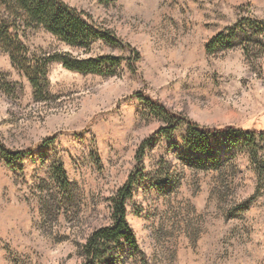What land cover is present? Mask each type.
I'll return each mask as SVG.
<instances>
[{"label": "rangeland", "instance_id": "1", "mask_svg": "<svg viewBox=\"0 0 264 264\" xmlns=\"http://www.w3.org/2000/svg\"><path fill=\"white\" fill-rule=\"evenodd\" d=\"M62 1L120 44L97 41L85 53L36 29L24 38L31 52L123 61L111 76L53 62L36 101L0 51V264H80L146 140L126 205L137 249L120 241L104 264H264V136L220 134L199 152L185 124L159 132L168 120L141 97L203 127L264 132V0ZM227 28L233 43L207 52ZM3 150L28 153L8 162ZM59 165L65 195L51 174Z\"/></svg>", "mask_w": 264, "mask_h": 264}, {"label": "trees", "instance_id": "2", "mask_svg": "<svg viewBox=\"0 0 264 264\" xmlns=\"http://www.w3.org/2000/svg\"><path fill=\"white\" fill-rule=\"evenodd\" d=\"M43 29L64 44L74 49L91 51V46L101 41L111 46H118L119 39L111 30L100 27L92 17L62 0H0V51L7 54L10 64L19 70L27 79L36 101H44L47 95L48 68L58 62L67 70L82 74L111 76L123 61L122 57L112 55L77 57L69 52L36 53L31 52L24 42L29 30ZM235 37V28H227L219 32L207 45V52H214L219 46L229 47ZM128 67L133 71L138 53L134 49L129 52ZM133 60V61H132ZM158 114L168 120L167 126L158 131L168 135L179 124H185L188 130V143L196 151L210 153L208 139L220 134H242L248 138L261 139L264 132L235 128L232 126L203 127L186 116L170 112L157 100L141 95ZM53 137L47 138V142ZM143 142L135 155L134 169L126 181L110 198V222L93 230L81 246L82 261L80 264H104L111 258L112 245L123 241L137 249L135 234L127 222V201L132 197L135 184L141 177V162L144 157ZM25 151L3 150L2 155L8 162L20 159ZM52 178L57 182L60 194H66L70 184L61 165L53 166Z\"/></svg>", "mask_w": 264, "mask_h": 264}]
</instances>
